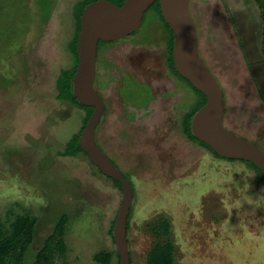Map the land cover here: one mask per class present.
I'll return each mask as SVG.
<instances>
[{"label":"rangeland","instance_id":"1","mask_svg":"<svg viewBox=\"0 0 264 264\" xmlns=\"http://www.w3.org/2000/svg\"><path fill=\"white\" fill-rule=\"evenodd\" d=\"M78 1L0 0V221L10 229L17 216L38 218L24 264L58 228L65 250L54 264H105L116 248L109 231L122 191L85 154L60 155L86 116L56 97L60 71L73 65ZM190 7L201 56L224 90L226 128L264 151L260 7L255 0ZM168 41L151 9L137 32L97 57L105 112L96 139L133 187V264H147L157 243L174 246L175 264H264V187L247 165L219 159L183 133L197 97L167 67ZM129 74L152 90L135 79L120 85ZM108 264H117L115 254Z\"/></svg>","mask_w":264,"mask_h":264},{"label":"water","instance_id":"2","mask_svg":"<svg viewBox=\"0 0 264 264\" xmlns=\"http://www.w3.org/2000/svg\"><path fill=\"white\" fill-rule=\"evenodd\" d=\"M157 0H125L118 6L108 0L88 4L81 16L77 43L79 65L73 77L74 94L78 101L94 111L81 134L80 144L94 165L107 177L122 186V202L113 228L116 251L121 264H132L128 238V220L134 191L131 182L119 167L101 150L96 130L105 112V101L96 89L99 42H115L137 32L146 12ZM162 16L174 34V66L207 99L192 121L194 136L206 143L219 157L253 163L264 174V151L254 142L228 130L225 126L226 101L224 90L201 56L199 34L190 0H159Z\"/></svg>","mask_w":264,"mask_h":264},{"label":"trees","instance_id":"3","mask_svg":"<svg viewBox=\"0 0 264 264\" xmlns=\"http://www.w3.org/2000/svg\"><path fill=\"white\" fill-rule=\"evenodd\" d=\"M94 1H97V0H80L75 6V13H74L75 31H74L71 41L68 44V49L73 56V65L70 68L62 69L56 80L57 99L61 101L69 102L73 106L86 110V116L84 118L82 128L67 143L66 149L60 152V155L64 157L66 156L75 157V156H78L79 154H85L90 159L88 154L85 153L81 147L80 137L94 111V108L84 106L78 101V99L76 98L74 94L72 80L76 74V71L79 65V54H78L77 43H78L80 31H81V16H82L84 8L88 4ZM108 1L118 6H122L123 3L125 2V0H108ZM255 1L257 2L258 6L261 9V18L264 23V0H255ZM151 9L157 10L158 17L168 34L169 41L167 44V53H168L167 62H168V67L171 73L175 75L180 81L187 84L197 97V102L186 113H184L182 117V122H181L182 131L189 141L207 149L211 154H213V156L219 159H224V158L219 157L206 143L201 142L194 136V133L192 130V121L196 113L206 104L207 102L206 96L202 92L197 90L188 80L183 78L175 69L174 57H173L174 55V51H173L174 50V34H173V30L167 24V22L162 16L159 0H157L149 10ZM262 37H263L262 43H263V51H264V28H263ZM113 43L114 42H106V41L101 40L98 46V56L103 46H109ZM249 68L251 72L254 73L250 64H249ZM121 83H122V80H120L119 84L121 85ZM260 93L264 101V95L261 90H260ZM229 161L236 162L240 160H229ZM240 162L246 164L251 170H253L256 173L258 184L264 187L263 172L251 162H247V161H240ZM97 168L99 169V167ZM114 181L116 185L122 191V186L120 182L117 180H114ZM131 216H132V209H131L129 220H128V233L130 231ZM67 221L68 219L65 218L63 220V223ZM115 221H116V218L113 220L110 231H109L114 244L115 242H114L113 228H114ZM37 222H38V218H36L30 212L25 213L21 216H17L15 221L11 223L10 229H7L5 225L0 221V264H24L29 248L31 247V245L33 244L35 240ZM162 230L165 235H169L170 224L167 221L163 223ZM62 234H63L62 230L58 228L57 231H55L53 234L48 236L44 244L40 247L39 251L36 253L35 261L33 264H54L56 252L58 251L60 252V254H63L65 250V245L62 240ZM113 254H115L116 256L117 264H121L120 255L116 251V248L114 252H110L108 254V257L106 259L107 261L105 262V264L110 263L113 257ZM98 259L100 260L99 257ZM131 262L133 264L132 260ZM147 264H175L174 246L171 243H166V244L157 243L149 251L147 255Z\"/></svg>","mask_w":264,"mask_h":264},{"label":"flooded vegetation","instance_id":"4","mask_svg":"<svg viewBox=\"0 0 264 264\" xmlns=\"http://www.w3.org/2000/svg\"><path fill=\"white\" fill-rule=\"evenodd\" d=\"M240 40V39H239ZM243 44H241V46H242ZM243 47V46H242ZM168 54V53H167ZM167 60H168V55H167ZM249 66V65H248ZM167 67H168V62H167ZM169 68V67H168ZM98 70V69H97ZM97 74H98V71H97ZM172 74V73H171ZM173 75V74H172ZM174 77H175V79L177 80L178 78L175 76V75H173ZM125 79H135V80H137L140 84H146L147 86H149L150 88H151V90H152V87H151V85L148 83V82H146V81H142V80H140V79H138L136 76H134V75H131V74H129V75H125V76H123L122 78H121V80H125ZM180 81V80H179ZM139 84V85H140ZM201 147V146H200ZM203 148V147H202ZM205 149V148H204ZM207 150V149H206ZM208 151V150H207ZM224 160H226V159H224ZM227 161H229V160H227ZM230 162H232V161H230ZM236 162H240V161H236ZM246 165V164H245ZM247 168H249L248 166H246ZM246 167H244L245 169H246ZM250 169V168H249ZM256 177H257V175H256Z\"/></svg>","mask_w":264,"mask_h":264},{"label":"crops","instance_id":"5","mask_svg":"<svg viewBox=\"0 0 264 264\" xmlns=\"http://www.w3.org/2000/svg\"><path fill=\"white\" fill-rule=\"evenodd\" d=\"M259 67L263 68L264 67V61L263 62H260V65ZM256 69V68H255ZM256 72V70H255ZM214 193H217L219 194L220 192H223L222 190H212ZM256 193V192H255ZM226 213H227V210H226ZM228 217H230V214H227ZM255 219H252L251 221H254Z\"/></svg>","mask_w":264,"mask_h":264}]
</instances>
